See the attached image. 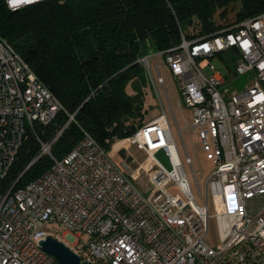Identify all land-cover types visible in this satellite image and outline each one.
I'll list each match as a JSON object with an SVG mask.
<instances>
[{
	"label": "built area",
	"instance_id": "2783aa9c",
	"mask_svg": "<svg viewBox=\"0 0 264 264\" xmlns=\"http://www.w3.org/2000/svg\"><path fill=\"white\" fill-rule=\"evenodd\" d=\"M39 1L6 0L12 10ZM232 49L238 57L235 65L223 59L224 64L235 74L251 76L242 90L223 89L226 75L210 62ZM160 55L192 111L187 130L198 136L215 166L205 193L194 172L203 203L187 175L185 164L193 169V160L183 128L166 94L186 163L162 96L165 78L161 66L153 65ZM140 62L163 113L131 135L115 137L110 147L85 130L82 140L58 158L52 146L76 113L67 112L31 64L0 37V180L30 134L40 149L29 166L44 155L53 161L24 187L0 189V264H59L41 245L50 235L91 264H264V11L193 40L182 34L180 44L145 55ZM206 66L215 69L212 75L203 71ZM62 111L69 120L50 141H43L36 126L49 125ZM130 144L146 152L150 169L144 164L130 169L120 157ZM161 150L171 168L156 157ZM145 171L154 186L150 192L134 182ZM172 183H179L185 195L172 194ZM211 196L221 240L217 248L206 241Z\"/></svg>",
	"mask_w": 264,
	"mask_h": 264
},
{
	"label": "trees",
	"instance_id": "16d2710c",
	"mask_svg": "<svg viewBox=\"0 0 264 264\" xmlns=\"http://www.w3.org/2000/svg\"><path fill=\"white\" fill-rule=\"evenodd\" d=\"M238 2L241 7L230 25L264 11V0H43L16 10L0 0V37L31 64L67 112L76 113L52 146L61 158L82 140L85 130L110 147L115 137L141 127L152 85L140 59L180 44L182 34L192 40L224 28L218 19L227 17L228 6ZM219 8L223 10L217 16ZM191 25H199L200 32L188 31ZM237 59L233 54L232 63ZM67 112L49 125L36 126L43 141H50L67 123ZM39 149L30 134L0 180V189L24 187L50 168L49 155L29 166Z\"/></svg>",
	"mask_w": 264,
	"mask_h": 264
},
{
	"label": "rangeland",
	"instance_id": "374dc122",
	"mask_svg": "<svg viewBox=\"0 0 264 264\" xmlns=\"http://www.w3.org/2000/svg\"><path fill=\"white\" fill-rule=\"evenodd\" d=\"M240 7H241L240 2H238L235 5L230 4L227 8L228 10L227 17H224L221 19L218 17L219 19L217 23L218 24L221 23L222 27L228 26V24L230 25L231 22H233L236 19L235 13L240 9ZM222 10L223 8L218 9L217 12L219 14L217 13V16L220 15ZM198 26L199 25H196V27H194V25H191L188 31L193 30L192 32H196V33L200 32V26L199 27ZM186 31L187 30H185V32ZM148 49L150 50L148 53L152 52L153 48L150 42L148 43ZM222 55L225 56L224 60L226 64L233 65L235 63V62L232 63L231 61L233 54L228 53L227 51H225L222 54L221 53L217 54L215 57L210 58V62L215 65V69L220 70L222 73L226 75L227 81L226 83L222 85V88L223 89L227 88L228 91L244 89L246 85L250 83V79H251L250 73L247 72L244 74H235L234 70L229 69L224 64ZM229 61H231V63H229ZM155 64H159L161 66V71L165 78V86H164V90L162 89V96H163V99L166 100L165 105L171 117V125L173 127V131L177 139V145L186 163V153H185V149L183 146L182 138L178 134L177 125H176L174 117L171 114L172 109L167 100L166 94H168V97L170 98L172 108L175 112L179 127L183 128V138L185 141V145L193 160V169L189 165H187V163L185 164L187 175L189 176L191 183L195 188V193L198 198V201L200 203H203L205 200H204V197L199 195L198 189L195 184L194 172L196 173L197 178L199 179L200 186L203 188V191L205 193L207 180L215 168L214 163L212 162V160L207 158L206 151L202 149L200 145V139L198 138V136L190 135L189 131L187 130V125L191 122L192 111L188 106H186L183 103L184 100L178 92V87H176L177 86L176 80L172 72H170L169 69L166 67L164 55H160L157 58H155L153 60V65ZM215 69L211 68V66L203 67V71L207 75H212ZM165 90L167 93L165 92ZM145 101L147 102V105H146L147 113L145 115V122H150L151 120H153L154 118H156L157 116L163 113L164 109L159 101V97H158V94L156 93L154 86H151L150 88H148ZM120 157L124 159L125 163L129 165L130 169H134L141 164H144L146 169H150L152 167V164L149 161H147L146 152L143 151L142 149H139L137 145H134V144L128 145L127 148L122 153H120ZM156 157L167 168L172 167L171 162L169 160V156L165 153L164 150L159 151L156 154ZM134 182L139 189L145 192L152 191L154 187L150 180V176L148 175V172L146 171L142 173V176L136 179ZM169 191L172 194L185 195L183 190L180 188L179 183H172L169 187ZM210 211H211V214L213 215L210 218V229L206 237V241L210 245L217 248L221 244V240H220V232H219V227H218V220H217V217L214 215L215 206H214L212 196L210 200ZM60 233L62 234V237L64 238L65 241L67 242L71 241L70 237L66 235V232H63L61 230Z\"/></svg>",
	"mask_w": 264,
	"mask_h": 264
},
{
	"label": "water",
	"instance_id": "95a60500",
	"mask_svg": "<svg viewBox=\"0 0 264 264\" xmlns=\"http://www.w3.org/2000/svg\"><path fill=\"white\" fill-rule=\"evenodd\" d=\"M41 245L58 260L59 264H91L88 261H82L78 253L55 236H48L41 241Z\"/></svg>",
	"mask_w": 264,
	"mask_h": 264
},
{
	"label": "snow or ice",
	"instance_id": "6c2138e0",
	"mask_svg": "<svg viewBox=\"0 0 264 264\" xmlns=\"http://www.w3.org/2000/svg\"><path fill=\"white\" fill-rule=\"evenodd\" d=\"M12 2H13L14 4H17V3H21L22 0H12Z\"/></svg>",
	"mask_w": 264,
	"mask_h": 264
},
{
	"label": "crops",
	"instance_id": "0c3cea01",
	"mask_svg": "<svg viewBox=\"0 0 264 264\" xmlns=\"http://www.w3.org/2000/svg\"><path fill=\"white\" fill-rule=\"evenodd\" d=\"M153 86V85H152ZM147 105V102L145 103V106Z\"/></svg>",
	"mask_w": 264,
	"mask_h": 264
}]
</instances>
